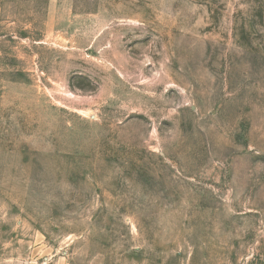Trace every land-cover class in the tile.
I'll use <instances>...</instances> for the list:
<instances>
[{
  "label": "rangeland",
  "instance_id": "rangeland-1",
  "mask_svg": "<svg viewBox=\"0 0 264 264\" xmlns=\"http://www.w3.org/2000/svg\"><path fill=\"white\" fill-rule=\"evenodd\" d=\"M38 259L264 264V0H0V264Z\"/></svg>",
  "mask_w": 264,
  "mask_h": 264
},
{
  "label": "crops",
  "instance_id": "crops-1",
  "mask_svg": "<svg viewBox=\"0 0 264 264\" xmlns=\"http://www.w3.org/2000/svg\"><path fill=\"white\" fill-rule=\"evenodd\" d=\"M22 263V262H21ZM29 262H24L23 264H28ZM31 264H34V262H31ZM35 264H49L48 262L47 263H45V261H42V260H40V262H39V259L38 260H36L35 261Z\"/></svg>",
  "mask_w": 264,
  "mask_h": 264
}]
</instances>
